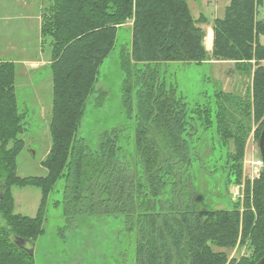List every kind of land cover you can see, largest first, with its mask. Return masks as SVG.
I'll use <instances>...</instances> for the list:
<instances>
[{
    "label": "trees",
    "instance_id": "1",
    "mask_svg": "<svg viewBox=\"0 0 264 264\" xmlns=\"http://www.w3.org/2000/svg\"><path fill=\"white\" fill-rule=\"evenodd\" d=\"M49 1L40 27L41 47L50 49L52 81L51 148L42 162L45 177L17 174L24 114L14 93V65L0 63V264H35L34 253L20 249L15 239L34 243L43 234L48 197L60 179L62 200L53 206L62 207L61 231L88 216H121V258L129 254L124 262L256 264L264 255L262 172L252 186L245 182L242 213L237 202H231L228 210L202 211L193 175L200 160L190 140L196 128L202 132L213 128L225 151L226 175L216 185H223L227 194L230 185L241 183L249 120H262L256 140L264 123V65H260L264 46L259 40L264 21H255V11L264 0H229L223 17L213 22L210 55L199 27L205 19L193 18L187 0ZM129 21L130 40L119 49L122 108L125 117L135 118L132 157L125 162L119 147L122 128L99 134L95 152L75 135L99 67L115 46L118 27ZM211 59L234 62L237 70H253L251 94L241 98L216 91L213 105L189 110L177 84H168L161 72L173 63L200 65ZM13 187L40 190L33 218L13 212ZM236 246L248 248L250 255L228 262L224 252L213 250Z\"/></svg>",
    "mask_w": 264,
    "mask_h": 264
},
{
    "label": "rangeland",
    "instance_id": "2",
    "mask_svg": "<svg viewBox=\"0 0 264 264\" xmlns=\"http://www.w3.org/2000/svg\"><path fill=\"white\" fill-rule=\"evenodd\" d=\"M30 1L32 2V0ZM219 2L217 14L221 13L213 16L210 7L205 2L187 0L194 18L198 17L197 10L198 14H202V17L207 18L209 25H204L205 30L212 27V22L215 19L222 18L228 0H219ZM14 3H17L16 5L18 3L25 4V0H10L8 2L11 5ZM41 3V10H39L40 27L42 15L45 9L47 10L50 6V1L41 0ZM223 3L224 7L222 8ZM28 7L33 9V4H29ZM255 21H264V2L255 11ZM27 26L32 31L34 21L31 19L25 20L24 16L15 20L13 26L8 27L6 25L3 30L12 28L13 34L19 35ZM131 26L132 21H129L122 27H118L115 46L99 67L94 91L87 99L83 117L75 135L76 138L83 139L90 151L95 152L98 148L99 134L116 127L122 128L123 132L120 136L119 147L121 149V160L125 162L132 157L135 118L134 114L131 118L125 117L122 108L121 84L123 77L119 66V49L129 42ZM259 40L260 44L264 46V36H261ZM41 48L42 50L48 49L50 54L49 46L45 45ZM260 65H264V60L260 62ZM47 72L43 71L32 76L35 77L32 80L34 84L40 81L39 90L36 89L37 98L33 97L32 92L29 90L30 86L27 84L29 79L24 83L18 81L23 83V86L26 85L28 88L26 93H22V87L17 88L16 91L14 79V93L17 104L20 112L24 114V131L19 137L22 139L24 147L16 159L17 174L21 178H41L47 175V170L42 165L51 148L49 123L52 96L43 84L45 81L43 76ZM252 72L253 70L249 73L247 69L246 71L237 70L234 62L231 61L211 59L200 65L170 64L162 70L161 78L168 84H177V93L183 98L190 110L196 105L206 103L213 105V96L216 91H220L225 95L245 98L246 94H251ZM40 102L44 103L41 107L39 106L41 105ZM190 116L191 114L188 115V119ZM261 121L254 123L252 119L249 120L243 156L240 162L242 180L240 184L230 185L227 194H225L223 185L221 187L216 185L218 182L223 181L226 175L222 169L225 151L221 148L213 128L202 132L201 127H199L196 128L197 132L194 131L195 133L190 142L193 150H196L197 160L200 161L195 165L193 175L195 176L194 185L198 187V203L201 205L202 211L211 209L228 210L231 209V202H237L239 203V212H243L245 182L249 181L252 186L253 181L259 179L262 172V166L259 165L260 155L256 140V131ZM229 149L233 151V146L230 145ZM215 168L217 171L213 172ZM63 187L64 180L60 179L49 194L43 234L34 242L33 256L35 264H130L128 260L123 261L124 258H128L129 254L121 258V242L124 241L121 231L123 230L121 216L115 218L88 216L82 218V221H76L72 228L61 231V228L65 226L62 207L61 205L54 207L53 203L61 202ZM12 196L14 202L13 212L15 214L31 218L35 216L41 199L40 190L32 187H13ZM250 199H252V194ZM159 209L160 205L157 203L155 210L158 211ZM0 223L3 225L1 218ZM213 250L224 252L228 262L232 259L239 260L243 256L250 255V251L246 247L239 248L236 246L231 250H218L216 248Z\"/></svg>",
    "mask_w": 264,
    "mask_h": 264
},
{
    "label": "crops",
    "instance_id": "3",
    "mask_svg": "<svg viewBox=\"0 0 264 264\" xmlns=\"http://www.w3.org/2000/svg\"><path fill=\"white\" fill-rule=\"evenodd\" d=\"M198 1L205 2L210 7V11L213 16H215L214 14L218 15L221 13L220 12L217 14L218 7L220 5L219 0H212V1L198 0ZM8 2H10V0L0 1V23H1L0 62L12 63L15 66L16 91L17 88L20 89L22 87V91H23L22 93H26V90H28V88L26 87V85L23 86L22 84L24 83V81L29 79V83L27 84L30 86L29 90L32 92V96L35 98H37L36 89L39 90L40 81H37V83L34 84V81L32 80H34L35 77L33 78L32 76H35L43 71H48L43 76V79L45 80L43 84H45L46 87L45 89H47L52 96V81H51V73L49 68L50 54L48 52L49 51L48 49L42 50L40 45L41 39L39 34L40 33L39 10H41V5H42L41 0H32V2L30 0H25L26 5L24 3L23 4L18 3V5H16L17 3H14L13 5H11L8 4ZM228 3L229 0L228 2H226V6L228 5ZM29 4L30 5L33 4V9L31 7L30 8L28 7ZM223 5L224 3L222 4V8L224 7ZM198 13L199 12L197 10V15H198L197 18L201 17L202 15ZM223 14H224V10H223ZM24 16H25V20L31 19L32 21H34V28L32 29V31L28 26L24 27V31L21 29L23 32L19 35L13 34L14 32L12 31V28L10 30H3L6 25H8V27L13 26L15 24V20L22 18ZM204 19H205L204 24L199 25V27L204 32L203 45L205 51L208 54H210L212 49V38H213L212 27L214 21L212 22V27H208L207 30H205L204 25L208 26L209 22L206 17H204ZM22 77L25 79H23ZM18 81H21L23 83H19ZM42 104L44 105V103H41V105L39 106L41 107Z\"/></svg>",
    "mask_w": 264,
    "mask_h": 264
},
{
    "label": "water",
    "instance_id": "4",
    "mask_svg": "<svg viewBox=\"0 0 264 264\" xmlns=\"http://www.w3.org/2000/svg\"><path fill=\"white\" fill-rule=\"evenodd\" d=\"M257 148L260 155V162L262 166V177H263V198H264V123L262 125V129L260 131V135L257 140ZM15 244L20 249L26 251L29 255H33L34 252V243L24 241L21 239H15ZM256 264H264V255Z\"/></svg>",
    "mask_w": 264,
    "mask_h": 264
},
{
    "label": "built area",
    "instance_id": "5",
    "mask_svg": "<svg viewBox=\"0 0 264 264\" xmlns=\"http://www.w3.org/2000/svg\"><path fill=\"white\" fill-rule=\"evenodd\" d=\"M259 165H261V162H259Z\"/></svg>",
    "mask_w": 264,
    "mask_h": 264
}]
</instances>
